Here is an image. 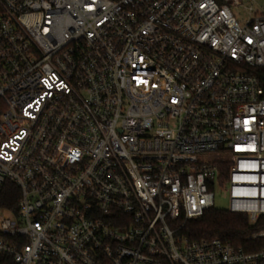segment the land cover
Wrapping results in <instances>:
<instances>
[{
    "label": "built area",
    "instance_id": "1",
    "mask_svg": "<svg viewBox=\"0 0 264 264\" xmlns=\"http://www.w3.org/2000/svg\"><path fill=\"white\" fill-rule=\"evenodd\" d=\"M250 1L0 0V264H264L183 232L217 189L264 217Z\"/></svg>",
    "mask_w": 264,
    "mask_h": 264
},
{
    "label": "trees",
    "instance_id": "2",
    "mask_svg": "<svg viewBox=\"0 0 264 264\" xmlns=\"http://www.w3.org/2000/svg\"><path fill=\"white\" fill-rule=\"evenodd\" d=\"M248 72L254 74L264 88V68H251ZM18 198V188L12 183H7L0 193V208H16ZM260 228H264V217L255 225H251L246 215L213 208L203 217L187 222L183 232L191 240L219 238L237 248L252 251L264 246V241L249 243L246 238Z\"/></svg>",
    "mask_w": 264,
    "mask_h": 264
},
{
    "label": "rangeland",
    "instance_id": "3",
    "mask_svg": "<svg viewBox=\"0 0 264 264\" xmlns=\"http://www.w3.org/2000/svg\"><path fill=\"white\" fill-rule=\"evenodd\" d=\"M255 9H258L259 11H264V0H256V4L254 2L250 1L246 4V6H252ZM242 14H244V8H241L239 10ZM233 12L235 15H238V11L236 9H233ZM215 208L220 210H227L229 206V198L226 193H224L222 190L217 189L215 190Z\"/></svg>",
    "mask_w": 264,
    "mask_h": 264
}]
</instances>
